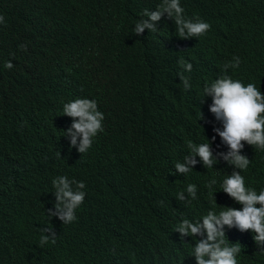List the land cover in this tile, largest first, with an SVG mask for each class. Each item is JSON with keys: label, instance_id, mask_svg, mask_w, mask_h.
Instances as JSON below:
<instances>
[{"label": "trees", "instance_id": "trees-1", "mask_svg": "<svg viewBox=\"0 0 264 264\" xmlns=\"http://www.w3.org/2000/svg\"><path fill=\"white\" fill-rule=\"evenodd\" d=\"M87 1L0 0V264H189L174 226L202 223L210 208L241 205L221 187L235 171L227 164L183 178L174 165L189 141L214 136L204 82L223 73L264 94V0H182L192 20L211 25L192 44L166 12L154 22L158 35L133 38L135 19L162 1ZM234 58L239 67L225 69ZM181 60L192 64L188 90L178 86ZM77 98L95 100L104 115L85 153L81 138L72 146L65 135L73 118L63 106ZM242 143L241 151L248 147ZM248 159L237 171L259 193L264 151ZM61 176L85 184L88 207L56 245L41 248L46 204L55 211L57 202L51 182ZM189 184L197 188L194 200ZM237 264H264V250L246 244Z\"/></svg>", "mask_w": 264, "mask_h": 264}, {"label": "clouds", "instance_id": "clouds-1", "mask_svg": "<svg viewBox=\"0 0 264 264\" xmlns=\"http://www.w3.org/2000/svg\"><path fill=\"white\" fill-rule=\"evenodd\" d=\"M159 4L157 11H147L153 10V6L143 10L135 19L131 30L133 38L158 35L154 22L160 20L165 12L174 18L178 35L183 39L190 37L188 44L209 35L211 25L201 18L192 20L194 17L189 14L182 0H159ZM3 21L4 17L0 16V23ZM20 47L26 50L25 45ZM234 59L235 63L225 65V69L239 67V58ZM4 66L11 69L13 64L6 62ZM191 70L190 61H180L177 72L180 89H189ZM201 94L209 118L207 124L214 136L207 143L189 141L187 153L174 165L173 173L183 178L192 170L204 166L212 168L214 163L227 164L235 171L223 180L221 187L241 207L210 208L201 215L202 223L197 218L184 219L174 226L173 231L181 243L182 251L189 258V264H237L241 247L246 244L257 245L264 250V190L257 193L246 187L244 177L237 171L248 168V157L264 151V94L255 84L248 83L245 86L240 80L223 73L204 82ZM63 112L73 118L71 128L65 135L71 137L72 146H76L78 137L81 138L78 150L85 153L91 147L93 138L103 131L104 115L98 111L96 101L87 98L66 103ZM200 117L203 119L201 112ZM242 142L248 144L243 151ZM216 183L212 179L207 187L211 189ZM72 184L76 185L75 190ZM53 186L57 202L55 211L48 207V202L46 204L44 216L47 227L40 230L38 238L41 248L56 245L62 230L78 224L89 203V199L84 201L86 193L81 191L85 188L83 182H69L66 176L55 178L51 182L50 199ZM186 191L192 200L196 199L195 185L189 184ZM177 198L183 200L184 196L182 193L177 194Z\"/></svg>", "mask_w": 264, "mask_h": 264}, {"label": "bare ground", "instance_id": "bare-ground-1", "mask_svg": "<svg viewBox=\"0 0 264 264\" xmlns=\"http://www.w3.org/2000/svg\"><path fill=\"white\" fill-rule=\"evenodd\" d=\"M238 52H239V51H238ZM234 54H235V53H234ZM236 54H237V52H236ZM236 54H235V56H236ZM235 56H234V57H235ZM73 68H74V67H73Z\"/></svg>", "mask_w": 264, "mask_h": 264}]
</instances>
